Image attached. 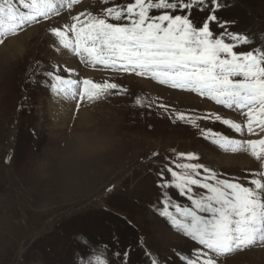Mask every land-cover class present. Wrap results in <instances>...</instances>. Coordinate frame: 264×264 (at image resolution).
<instances>
[{
	"label": "rangeland",
	"instance_id": "rangeland-1",
	"mask_svg": "<svg viewBox=\"0 0 264 264\" xmlns=\"http://www.w3.org/2000/svg\"><path fill=\"white\" fill-rule=\"evenodd\" d=\"M7 2L18 12L28 11L20 0ZM134 2L76 0L69 8L68 0H63V6L57 0V9L46 19L38 17L37 23L9 34L0 44L1 47L8 38L30 27L42 26L32 40H24L21 56L15 59L7 53L0 55V264H97L98 257L107 264H187L189 259H196L197 250L203 246L177 228L173 219L191 222V217L184 216V209L210 215L194 203L209 193L202 185L189 184L184 191L178 188L173 173L186 172L180 164L202 165L191 175L210 183L216 181L209 171L219 180H236L245 186H251L248 181L252 179L264 180V154L258 159L246 146L227 144L223 139L264 138V132L257 137L252 136L257 131L247 132V116L235 107L229 109L193 89L163 84L148 74L140 76L93 65L71 48L68 50L77 55L79 70L73 71L57 61L59 51L64 49L53 29L67 30L75 23L72 17L80 13L85 14L81 20L90 14L109 23H127L123 18L117 21L109 17L106 10ZM2 3L5 0H0ZM215 3L218 8L205 0L203 4L193 3L190 10H173L172 14L187 12L199 27L209 15L207 9L213 8L217 16V21L210 22L214 38L227 33L224 40L234 44L237 53H264V0ZM161 12L154 9L149 15ZM4 22L7 27L6 17ZM237 35L245 37L247 43L232 38ZM67 38L72 43L75 33L68 32ZM88 64L96 71L90 76H86ZM55 75L76 81L116 83L119 87L100 99L81 101L78 95L58 92ZM141 77L166 90L147 89L137 80ZM167 90L190 94L191 98ZM76 91H82V86H72L71 92ZM56 99L68 107L65 118L50 112ZM202 100L211 102L213 108ZM161 104L165 107L161 108ZM177 113L191 119L180 121ZM217 116L221 119L217 120ZM223 119L241 124L244 131L237 133L223 124ZM85 137H91L90 142L102 137L110 139L108 148L105 152L97 148L83 152L77 158L74 155L81 146L78 140ZM181 153L194 154V158H182ZM237 155L247 156L254 165L242 163ZM72 169L81 171L71 181H65ZM64 182L71 184L62 191ZM260 253L263 257L259 260ZM216 264H264V246L226 254Z\"/></svg>",
	"mask_w": 264,
	"mask_h": 264
},
{
	"label": "snow or ice",
	"instance_id": "snow-or-ice-1",
	"mask_svg": "<svg viewBox=\"0 0 264 264\" xmlns=\"http://www.w3.org/2000/svg\"><path fill=\"white\" fill-rule=\"evenodd\" d=\"M75 2L68 0L67 7L71 8ZM204 2L135 0L122 8L106 10L109 17L117 21L123 18L127 23H109L107 19L90 14L81 20L85 14L80 13L72 17L75 23L67 30L55 28L52 31L61 38L64 49L71 48L82 57L86 56L93 65L98 63L140 76L148 74L163 84L193 89L202 96H211L229 109H246L247 132H264V53H237L234 44L225 42L224 35L227 33L214 38L210 22L217 21V16L213 8L207 9L209 15L199 27L187 12L184 15L172 14L173 10H190L193 3ZM211 2L214 8L219 7L215 0ZM20 3L28 9L27 12L16 11L7 0L0 4V36L15 34L25 26L37 23L38 17L46 19L57 9V0H31V3L20 0ZM154 9L162 10L161 14L149 15ZM68 32L75 33L72 43L68 42ZM232 38L247 43L245 37L237 35ZM0 43H3L2 39ZM67 71L70 73L72 70ZM53 79L58 92L71 93L74 97L78 95L81 101L100 99L109 90L119 87L116 83H94L90 79L76 81L63 79L59 75ZM72 86H82V91L72 93ZM160 107L164 108L165 105L161 104ZM177 119L183 121L191 117L177 113ZM216 119L221 118L217 116ZM222 123L237 133L244 131L241 124L231 119H223ZM223 139L227 144L246 146L258 159L264 154V138L247 141ZM180 155L182 158H194L191 153ZM180 167L186 172L183 175L173 173L177 176L178 188L184 191L189 184L202 185L209 193L194 203L197 209L210 215L201 216L192 209H184V216L191 217V222L173 219L177 228L185 230L198 245L203 246L197 250L196 259H189L187 264H216L217 259L226 254L252 246H264V180L252 179L248 181L251 186H245V183L236 180H219L209 171L208 175L216 181L210 183L191 175L202 165L188 163L180 164ZM97 264H107V261L98 257Z\"/></svg>",
	"mask_w": 264,
	"mask_h": 264
},
{
	"label": "bare ground",
	"instance_id": "bare-ground-1",
	"mask_svg": "<svg viewBox=\"0 0 264 264\" xmlns=\"http://www.w3.org/2000/svg\"><path fill=\"white\" fill-rule=\"evenodd\" d=\"M59 18V17H58ZM56 19V18H55ZM57 20V19H56ZM62 20V19H61ZM42 26H34V27H30V29L29 30H27L26 32H23V33H19L20 35H16V36H12L11 38H8L5 42H4V44L0 47V55L2 56V54H8L10 57H12V58H17L16 56H18V55H22L23 53H24V51H25V45H24V40L25 39H28V38H31V37H33L34 35H36L37 33H39V31H40V28H41ZM14 35V34H13ZM4 37H8V35H6V36H3V38ZM34 38V37H33ZM30 40H32V38L30 39ZM27 41V40H26ZM28 51V50H27ZM51 52V51H50ZM54 53V52H53ZM20 55V56H21ZM24 56V55H23ZM8 57V56H7ZM77 55H75V54H73V53H70L69 51H67V50H60L59 51V53H58V56H57V61H59L61 64H63V65H66V66H68V67H70V68H72L73 69V71L74 70H79L78 69V66H77ZM11 59V58H10ZM17 61V60H16ZM4 63V62H3ZM93 68V67H92ZM92 68H91V66H90V68L88 69V71H87V73H86V76H90V75H92V74H94L96 71L94 70H92ZM1 69V68H0ZM98 71H99V69H98ZM99 75V74H98ZM137 80L141 83V84H143L147 89H149V90H155V91H157L158 89H162V90H166V89H163L162 87H159V86H157V85H155L152 81H150V80H148V79H146V78H144V77H141V78H137ZM167 91H170V90H167ZM170 92H173V93H178V94H185V96H187V97H189V98H191V96H190V94H186V93H183V92H175V91H170ZM177 94V95H178ZM67 96H68V94H66ZM66 96V97H67ZM72 96V95H71ZM58 98H59V96H57ZM68 98V97H67ZM72 98V97H71ZM183 98H185V97H183ZM69 100V99H68ZM188 100V99H187ZM186 100V101H187ZM199 100H201L200 98H199ZM193 101V100H192ZM195 101V100H194ZM198 102V101H197ZM201 102H204V103H206L207 105H209L210 107H212L213 108V105H212V103L211 102H209V101H206V100H202ZM61 102H59V101H57V99L55 100V101H53L52 103H51V105H50V112L52 113V114H54V115H56V116H62V117H64L65 118V113H67L66 112V110L68 111V107L67 108H64V106H63V104H62V106H61V104H60ZM196 103V102H195ZM59 104V105H58ZM66 107V106H65ZM64 108V109H63ZM238 113H243V115H244V112H243V110H241V111H239ZM56 118V117H55ZM66 118H68V117H66ZM43 123V122H42ZM253 135H255V133H253L252 134V136ZM95 137V136H94ZM88 138H91V137H88ZM87 137H85V138H80L78 141H80L79 143H80V145H78V146H80L79 148H77L76 149V151L78 152L77 154L76 153H74V154H76V155H74V156H77V155H79V154H83V152H84V154H85V152H87L88 153V151H93L94 149H96V150H104V152L106 151V148H108V141L110 140V139H107V138H104V137H102V138H99L96 142H94V140L92 141V142H90V140L88 139ZM92 139V138H91ZM86 140V143H82L83 141H85ZM110 145V144H109ZM110 148H111V146L109 147V150H110ZM73 149V148H72ZM75 149V148H74ZM108 150V151H109ZM108 151H107V154H108ZM94 152H96V151H94ZM86 153V154H87ZM91 154V153H90ZM106 154V153H105ZM88 155V154H87ZM96 155V154H95ZM86 156V155H85ZM98 156V155H97ZM96 156V157H97ZM238 156V155H237ZM65 157V156H64ZM73 157V156H72ZM80 157V156H79ZM61 158V157H60ZM77 158H78V156H77ZM229 158H233V157H231V156H229ZM239 160H241L242 161V163H246V164H249V165H254L253 164V160L252 159H250V158H248L247 156H238L237 157ZM79 159H81V158H79ZM62 160V159H61ZM72 160H74V159H72ZM75 160H77V159H75ZM103 160V159H102ZM107 160V159H106ZM67 161V160H66ZM100 161V160H99ZM49 162V161H48ZM98 162V161H97ZM101 163V162H100ZM46 164H47V161H46ZM69 164V163H68ZM76 164V163H75ZM50 165H52V164H50ZM48 166V165H47ZM99 166V165H98ZM94 167V166H93ZM92 167V168H93ZM100 167V166H99ZM47 168V167H46ZM96 168H97V166H96ZM96 168H94V169H96ZM94 169H92V170H94ZM69 170V169H68ZM79 170L80 169H78V172H75V170L74 169H72V171H70L69 173H67V178H65L64 180L65 181H71L72 180V178H75L76 177V175H79ZM84 170V169H83ZM46 171V170H45ZM81 171V170H80ZM65 172H66V170H65ZM68 172V171H67ZM72 172V173H71ZM86 172V171H85ZM85 172H83L82 173V175L85 173ZM66 174V173H65ZM81 174V173H80ZM42 175V174H41ZM87 175V174H86ZM89 175V174H88ZM43 178V177H42ZM80 178V177H79ZM68 179V180H67ZM85 180H86V178H85ZM52 181V180H51ZM43 183H45V182H43ZM70 182H68L67 184L64 182V185H63V187L61 188V190L62 191H64V190H66L69 186H70ZM44 185V184H43ZM42 185V186H43ZM51 188V187H50ZM47 189V188H46ZM49 189V188H48ZM51 190V189H50ZM53 192H54V190H53ZM54 194V193H53ZM54 197V196H53ZM32 200V199H31ZM52 200H54V199H52ZM259 251V250H258ZM252 253H255L256 251H251ZM250 252V253H251ZM263 252V251H262ZM257 254V253H256ZM252 255H254V254H251V256ZM263 256H262V254L260 253L259 254V260L262 258ZM226 262V261H225ZM228 263V262H227Z\"/></svg>",
	"mask_w": 264,
	"mask_h": 264
}]
</instances>
